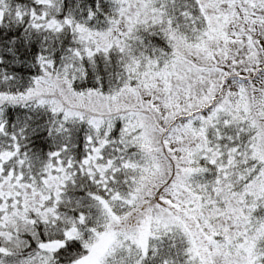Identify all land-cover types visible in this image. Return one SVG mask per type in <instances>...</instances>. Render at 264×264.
Instances as JSON below:
<instances>
[{"label": "snow or ice", "instance_id": "snow-or-ice-1", "mask_svg": "<svg viewBox=\"0 0 264 264\" xmlns=\"http://www.w3.org/2000/svg\"><path fill=\"white\" fill-rule=\"evenodd\" d=\"M0 264H264V0H0Z\"/></svg>", "mask_w": 264, "mask_h": 264}]
</instances>
